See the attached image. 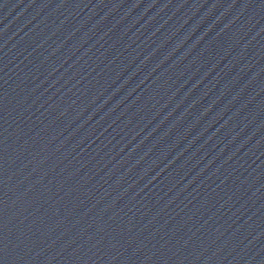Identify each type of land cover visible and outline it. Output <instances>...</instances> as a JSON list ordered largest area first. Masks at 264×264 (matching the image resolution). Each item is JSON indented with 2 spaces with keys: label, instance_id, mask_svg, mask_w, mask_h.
<instances>
[{
  "label": "water",
  "instance_id": "water-1",
  "mask_svg": "<svg viewBox=\"0 0 264 264\" xmlns=\"http://www.w3.org/2000/svg\"><path fill=\"white\" fill-rule=\"evenodd\" d=\"M0 264H264V0H0Z\"/></svg>",
  "mask_w": 264,
  "mask_h": 264
}]
</instances>
